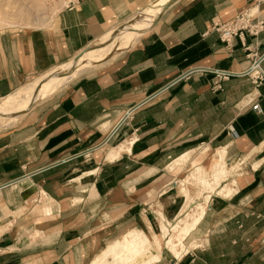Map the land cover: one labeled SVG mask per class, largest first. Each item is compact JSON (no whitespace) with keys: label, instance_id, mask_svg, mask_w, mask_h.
Instances as JSON below:
<instances>
[{"label":"crops","instance_id":"0c3cea01","mask_svg":"<svg viewBox=\"0 0 264 264\" xmlns=\"http://www.w3.org/2000/svg\"><path fill=\"white\" fill-rule=\"evenodd\" d=\"M153 1L74 0L47 27L1 31L0 101ZM245 11L264 22V0H177L108 63L0 127V264H90L133 229L163 241L192 208L172 170L225 149L244 172L209 197L194 246L156 264H264V84L245 74V45L264 52V28L230 44L214 30Z\"/></svg>","mask_w":264,"mask_h":264},{"label":"rangeland","instance_id":"374dc122","mask_svg":"<svg viewBox=\"0 0 264 264\" xmlns=\"http://www.w3.org/2000/svg\"><path fill=\"white\" fill-rule=\"evenodd\" d=\"M73 1L74 0H0V32L7 29H33L47 27L55 21L60 11ZM157 1L158 0H155L152 3L148 4L147 6L139 10L136 14L128 18L126 21L122 22L121 24H117L112 30H115L117 28H124L127 25H132L141 12L151 11ZM150 18H152L151 21H153L154 23L158 16H150ZM150 26L151 24H148L135 34L133 33V29L130 30V34L131 36H133L129 37L127 40L129 41L128 44L126 46H122L121 48H117V46L120 45V42H118L119 39L117 35L113 36L109 41L105 40L104 35L99 40L93 42L91 45L82 50L74 58L64 63H69L74 60L86 61L96 59L98 61L96 64H89L87 66L83 65L78 73L86 70H94L108 63L110 59H112V57H114L117 53H120L124 49H126L129 45L133 43V41L138 37L139 34L143 33L142 36L146 34ZM62 64L46 71L43 74L30 78L23 85H26V88L20 89L19 91L13 93V97L9 96L10 98L7 97L0 101V127L9 126L12 123H15L23 112L30 109V105L33 102L49 95L45 94L43 96L38 97L37 99L33 100L28 105H26L20 112H17L14 107L11 108V104L15 103L18 99H20L23 93H26L32 90V88L41 85L43 82L47 81V79H49L55 73L56 69H58V67ZM59 87H57L56 89H58ZM7 119H10L11 122H6ZM4 129L5 128H0V131ZM226 152H229V150L225 149L222 153V156H224L225 158L222 159V156L220 154L218 160L214 161V163L210 161L212 154H205L203 156L206 157L204 162L197 160L188 169L183 166L189 161L186 158L185 161H181L179 164H177L175 170H172V172L179 176L178 185L180 186V189L182 190L183 194H185L186 196V202L183 208L189 205V207L192 208L187 210V212H189L188 216L187 214L181 216L182 221L180 223L178 221L180 215L175 218L176 221H171V223L174 224V227L172 229L173 231L162 232V238L165 246L166 242L169 239H172V243L174 244L173 249H170L168 246H166L167 249L164 248L163 241H160L159 238L160 231L157 232V243H159L157 249L160 252V257L162 256L164 257V259H167L171 256L169 251L175 250V248L179 246H181V252H183V250L186 249L183 243L186 247H188L189 250L194 246L195 243H192V237L195 232L192 233V231L194 228H197V226L199 225V221H201V219L204 217L207 204L210 200L209 197L211 195H215L217 193V189H219L221 185H224L226 183L232 185L231 182H233L235 175L238 174L239 176L244 172L243 166L246 162V158L243 160L242 158H235L231 155L226 156ZM201 162L202 164L200 165L199 163ZM254 168L257 169L256 166H254ZM219 182H221L220 185L215 187V183ZM213 187H215L214 190ZM199 205L201 206L199 207ZM200 209L201 215L198 216L197 212ZM182 212H184V210ZM181 225H184V230H186L183 236L178 235L182 232V229L180 228ZM187 230H189V233H186ZM112 241L114 240L111 239L108 243ZM175 256L177 258H180L182 254L178 253V251L175 250ZM137 258V253H134L130 250H126L125 255H122L120 257L113 258V256H110L106 260L105 264H156L161 260L160 258V260L154 262L151 260H146L145 257H142L141 260Z\"/></svg>","mask_w":264,"mask_h":264},{"label":"bare ground","instance_id":"6f19581e","mask_svg":"<svg viewBox=\"0 0 264 264\" xmlns=\"http://www.w3.org/2000/svg\"><path fill=\"white\" fill-rule=\"evenodd\" d=\"M176 2L177 0H158L151 11L140 13V15L136 18V21L133 23L134 25H127L124 28H117L112 31L110 30L107 34H105V40L109 41L113 36L117 35L119 39L118 42H120V45H118L117 48H121L124 45L126 46L129 42L127 41L128 38L133 36H131L130 30L133 29V33L135 34L148 24H153V21H151L152 18H150V16L160 17V14L165 11V9L169 8ZM97 62L98 61L96 59H91L86 61L74 60L72 62L62 64L58 67V69H56L55 73L49 79H47V81L32 88V90L23 93L20 99L11 104V108L14 107L17 112H20L33 100L45 94L52 93L57 87L66 82L69 78L75 76L83 65H94ZM115 155L116 152L114 154H110V157H115ZM225 155L229 156L230 154L229 152H226ZM223 158L225 157L222 156V159ZM160 223L162 224V221ZM158 245L159 243H157V237L155 234L149 235L141 229L129 230L121 237L110 242L99 255H96L90 264H105L106 260L110 256H113V258L120 257L125 255L126 250L137 253V259L139 260H141L142 257H145L146 260L157 262L161 258L160 252L157 249ZM166 246H168L170 249H173L174 244L172 243V239H169L166 242Z\"/></svg>","mask_w":264,"mask_h":264},{"label":"built area","instance_id":"2783aa9c","mask_svg":"<svg viewBox=\"0 0 264 264\" xmlns=\"http://www.w3.org/2000/svg\"><path fill=\"white\" fill-rule=\"evenodd\" d=\"M263 28L264 22L259 20L254 21L253 15L247 11L236 15L229 21L216 22L214 24V30L219 33L221 40L226 44H230L235 37L242 38L245 33L256 37L263 30ZM245 48L248 51V57L251 60V65L245 74L252 79L255 85L260 86L264 84V70L262 69L264 52H260L257 43L254 45H245ZM189 75L190 73L181 75L177 81L175 80L174 83L183 79H188ZM230 75L231 74L229 72L217 73V76L221 77L222 79H227ZM253 109L262 111L258 104L254 105Z\"/></svg>","mask_w":264,"mask_h":264}]
</instances>
